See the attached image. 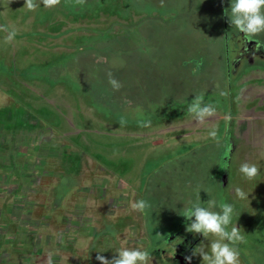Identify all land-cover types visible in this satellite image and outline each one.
Masks as SVG:
<instances>
[{"label":"rangeland","instance_id":"rangeland-1","mask_svg":"<svg viewBox=\"0 0 264 264\" xmlns=\"http://www.w3.org/2000/svg\"><path fill=\"white\" fill-rule=\"evenodd\" d=\"M24 1L0 0V25L15 26L18 33L6 43L8 33L0 31V264H101L98 255L110 260L122 247L152 252L168 248L172 235L192 234L196 240L199 234L186 231L189 222L181 213L199 193L202 206L212 199L244 215L246 243L236 245L240 264H264V118L248 117L249 107L258 110L261 99L229 90L224 75L221 35L237 30L224 14L231 0H101L120 22L135 17L134 36L144 38L148 49L142 53L130 37L118 36L108 45L114 53L105 64L71 52L69 63L82 67L67 73L65 82H73L75 94L61 86L42 96L39 86L24 85V68L15 72L9 65L16 51L34 54L33 42L22 36L30 21L16 12ZM60 5L71 10L73 1ZM54 24L64 33L46 41L60 46L73 23L59 16ZM253 40L264 45V33ZM90 43L85 51L92 50ZM33 67L37 76L46 69ZM9 71L23 86L12 82ZM109 73L122 85L118 91ZM109 93L121 103L112 113L98 105L95 111L105 116L96 117L91 106ZM199 95L245 129L231 154L226 118L198 124L179 110L186 98ZM214 127L218 142L209 136ZM244 162L259 168L254 180L239 172ZM236 188L248 198H237ZM141 199L150 204L143 213L131 208ZM87 218L92 223L82 226ZM203 239L201 248L210 252L215 237ZM150 257L148 264H158ZM193 259L204 264L198 254Z\"/></svg>","mask_w":264,"mask_h":264},{"label":"trees","instance_id":"trees-1","mask_svg":"<svg viewBox=\"0 0 264 264\" xmlns=\"http://www.w3.org/2000/svg\"><path fill=\"white\" fill-rule=\"evenodd\" d=\"M73 1V5L70 7L71 10H64L65 7H62L60 4L51 7H45L44 4L41 2V0H37L38 7L35 11H28L26 6H24V2H18L17 10L16 12L21 16L22 20H29L31 24V28L24 32L22 36L26 37L30 42H33L34 45V54L30 57H24V52L22 51H16L19 53L17 56L9 57V65L10 67H13L15 69V72L17 70H20L24 68V76L25 79H22L23 81L26 82L24 84L25 86L27 85H35L39 86L41 88V95L47 94L50 91H52L55 87H64L67 91L70 93L75 94L76 90L74 89L73 82L70 84H66L65 81L67 77V73L71 71L73 73V68L75 67L77 69H82L79 65L71 64L70 58H71V52H74V54L79 56H82L81 59L87 58V60L90 58L93 62L97 63L100 62L101 64H105L106 62L109 61V55L110 53H114V49H112V46H108L109 43L114 42L115 38L118 36H123V37H130L131 40L135 41L137 46L139 47V51L144 53L145 50L148 48L147 42L143 41V39L140 38L138 39V22L135 20V17L131 20L127 21H119L118 18L115 15H112L111 13L114 11V9L111 6H100V1L101 0H86V2L83 5H77L75 3V0ZM13 2L16 4V0H13ZM63 2V0H62ZM117 4V3H116ZM57 12V17L55 18L53 16V13ZM46 15V17L43 20H39L40 16ZM61 16L62 19L68 20L71 23H73L69 34H67L62 42L60 43V46H53L51 45L46 39L49 37H52L51 35H60L61 33H64L61 30H59V27L54 24L56 22V19L58 20V17ZM17 17V16H15ZM50 17V18H48ZM104 20L108 22L109 24L104 25V26H94L91 24V22H98ZM120 22V23H119ZM74 23H85L86 25H74ZM116 23L122 28H118L115 31L112 29V25ZM56 26V27H55ZM56 28L59 31H56ZM51 31H56L55 33L52 34ZM66 33V32H65ZM134 33L137 34L134 36ZM88 39V42L86 41ZM91 41L89 44V47L92 49L90 51H85L89 50L87 49L88 43ZM110 43V45H112ZM98 44V45H97ZM100 46V48H98ZM107 47V48H106ZM109 53H107V51ZM78 51V52H77ZM85 51V52H81ZM77 52V53H75ZM87 52L90 54L88 56ZM104 54V55H103ZM74 55V58L75 56ZM111 56V55H110ZM108 60V61H107ZM33 63H36L33 65ZM75 63V62H74ZM80 63V62H78ZM77 63V64H78ZM37 64H40L43 66L42 68H46L44 70H41L40 72H43L41 75V78H39L35 72V67ZM89 68V69H96V67L91 68L88 66H85L83 64V68ZM76 71V70H75ZM95 71V70H94ZM38 72V73H40ZM8 77L12 78V82H14L16 85L20 83L21 79H17L15 76L17 73L12 74V72L6 73ZM76 78L79 80H74L75 84H79L82 82L78 77V74L75 75ZM97 78V75H96ZM82 79V78H81ZM42 82V83H39ZM97 81L99 79L97 78ZM24 82V83H25ZM73 85V86H72ZM20 86H23L20 83ZM107 99L105 100L103 97H99L98 102L94 103L92 107L93 109V114L98 117V116H105V113H98L95 111L96 107L98 105L101 107L102 104H104L107 107H111L108 110L112 113L115 111L114 109H117V105L114 106V104H120L121 102L112 99V93H109ZM110 96V97H109ZM104 106V107H105ZM102 111V110H101ZM103 116V117H104ZM108 119V117H106ZM105 119V118H104ZM106 119V120H107ZM111 121V120H107ZM114 124L117 125V123L114 122ZM1 125V124H0ZM118 126V125H117ZM1 127V126H0ZM14 128V127H13ZM120 129H123L125 131H131L132 127L123 125L119 127Z\"/></svg>","mask_w":264,"mask_h":264},{"label":"clouds","instance_id":"clouds-1","mask_svg":"<svg viewBox=\"0 0 264 264\" xmlns=\"http://www.w3.org/2000/svg\"><path fill=\"white\" fill-rule=\"evenodd\" d=\"M41 2L45 7L51 8L59 5L61 0H41ZM85 2L86 0H75L77 5H83ZM161 4H163V0H161ZM24 6L28 11H35L39 5L37 0H25ZM224 14L231 27L237 29L249 41H253L254 37L264 33V0H231L230 8H226ZM0 31L8 33L5 37L6 43H10L18 34L15 26L0 25ZM255 44L257 47H264L258 40L255 41ZM109 83L116 91L122 87L120 82L112 77L111 73H109ZM221 95L226 96L227 92H221ZM204 100L203 95L195 96L187 107L188 113L198 124H204L216 112L215 105L206 104ZM209 136L218 142V129L214 127L209 132ZM239 172L247 180H254L259 175L260 170L256 164L244 162L240 165ZM235 192L239 199H247L249 196L240 188H236ZM217 206L220 211H213L212 209ZM149 207L150 204L143 199L131 204L133 210L141 213ZM181 214L189 222L186 225V231L202 234L205 239L210 236L215 237L211 242L210 252L205 251L204 248H199L194 249L191 256L185 257L189 264L192 256L197 254L202 257L204 264H240V252L236 245L246 243V240L240 228L232 224L233 216L236 214L233 204L222 202L217 205L215 200L209 199L207 207H205L200 203L199 193L197 200L190 202V206L185 207ZM116 252L118 255L113 256L110 260L102 255H98L97 259L101 261V264H148L151 258L148 251L139 248L122 247Z\"/></svg>","mask_w":264,"mask_h":264},{"label":"flooded vegetation","instance_id":"flooded-vegetation-1","mask_svg":"<svg viewBox=\"0 0 264 264\" xmlns=\"http://www.w3.org/2000/svg\"><path fill=\"white\" fill-rule=\"evenodd\" d=\"M222 41L224 44L225 53V65H224V75L231 91H241L245 96L248 93H252L253 99H261L260 104L249 107L248 117L264 118V47H257L255 40L249 41L245 36L238 30L231 31V33L224 31L222 32ZM263 45V44H262ZM255 97V98H254ZM185 104L179 106V110L186 109L191 103L190 98H186ZM259 99V100H260ZM254 101V100H253ZM264 101V100H263ZM258 112V114L256 113ZM190 116L187 113L184 116ZM224 119L229 122L228 136L231 141L230 154L239 147L240 138L245 133V129L239 130L238 126H235L234 116L231 114L227 116L219 108H216L215 114L211 118ZM208 118V119H211ZM180 119V118H178ZM241 121V120H240ZM241 132V133H240ZM24 178V174L22 175ZM223 183L226 186L228 184V173L225 172L222 176ZM20 185V184H19ZM235 215L232 221H236V225L240 228V231L244 229L245 217L243 214L238 213L235 210ZM92 221L87 218L83 220L81 225H90ZM179 232V231H178ZM174 236L180 237L181 235H172L169 238L168 248L166 249H154L149 252L150 256L154 257L158 264H167L166 261L172 262V264H179V258L181 257L184 262L186 256H191L194 249L201 248V244H204L205 240H202V234H199L196 240L191 239L189 235L181 236L180 241H174ZM91 237V236H90ZM92 238V237H91ZM201 245V246H200ZM196 256V255H195ZM195 256H192L191 263L194 264Z\"/></svg>","mask_w":264,"mask_h":264},{"label":"water","instance_id":"water-1","mask_svg":"<svg viewBox=\"0 0 264 264\" xmlns=\"http://www.w3.org/2000/svg\"><path fill=\"white\" fill-rule=\"evenodd\" d=\"M176 258H179V260H180L179 264H189L188 261L184 262L183 259L180 256L179 257L177 256ZM190 264H192V263L190 262Z\"/></svg>","mask_w":264,"mask_h":264},{"label":"crops","instance_id":"crops-1","mask_svg":"<svg viewBox=\"0 0 264 264\" xmlns=\"http://www.w3.org/2000/svg\"><path fill=\"white\" fill-rule=\"evenodd\" d=\"M232 224L235 225V221H232Z\"/></svg>","mask_w":264,"mask_h":264}]
</instances>
